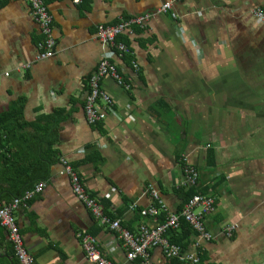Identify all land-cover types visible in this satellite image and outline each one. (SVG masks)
Masks as SVG:
<instances>
[{
	"label": "crops",
	"instance_id": "1",
	"mask_svg": "<svg viewBox=\"0 0 264 264\" xmlns=\"http://www.w3.org/2000/svg\"><path fill=\"white\" fill-rule=\"evenodd\" d=\"M43 1L56 39L55 54L46 59H39L43 35L29 2L4 0L0 7V116L22 107L26 122L62 118L53 146L59 161L40 181L44 190L15 211L35 264H93L82 248L84 234L95 236L113 263L139 264L76 198L62 158L87 193L135 233L141 224L161 222L139 214L154 203L151 189L168 211L182 208L184 156L198 170L200 188L215 198L214 211L205 216L215 237L194 234L188 249L198 241L210 263L264 264V0L177 1L170 12L119 37L129 60L111 54L97 27L153 13L170 0ZM105 54L130 87L105 78L102 87L113 104L102 103L105 121L90 125L84 112L88 79ZM211 151L216 165L208 168ZM232 223L238 227L227 237L222 229ZM9 245L0 226V256L7 258ZM151 261L182 264L160 247Z\"/></svg>",
	"mask_w": 264,
	"mask_h": 264
},
{
	"label": "built area",
	"instance_id": "2",
	"mask_svg": "<svg viewBox=\"0 0 264 264\" xmlns=\"http://www.w3.org/2000/svg\"><path fill=\"white\" fill-rule=\"evenodd\" d=\"M4 0H0V7ZM31 6V14L39 25L43 35V40L39 44L42 52L39 59L51 58L55 54L56 39L53 35V18L43 0H27ZM82 0H73L79 4ZM181 0H170L164 2L155 12L137 15L121 20L112 25L101 24L97 27L98 39L109 49L114 56L124 58L129 55L130 49L123 41L119 39L124 33H132L134 28H144L151 18L160 14H165L173 9V4ZM253 14L259 19H263V13L260 9H254ZM177 18L176 14H172ZM134 70H139L136 62H132ZM105 78L113 79L117 85L128 89L130 86L124 81L123 76L111 60L110 55L105 54L96 70L88 79V92L84 103V112L86 120L90 125H96L104 122L107 117L104 103L107 107L112 106L110 94L103 89L102 81ZM63 171L70 177L71 187L76 198L82 202L97 218L100 224L105 225L114 231L122 241L126 250V257L129 261H136L139 264H152L151 252L154 248L160 247L169 258H174L182 264H204L201 261L200 244L194 243V248L184 249L178 244L170 242L167 233L170 230H176L180 226V220L183 218L193 229L199 239L211 241L215 235L206 227L205 216L215 209V198L213 196L197 193L188 200L180 213L168 211V207L160 194L151 189L150 193L154 200L153 205L140 209L139 214L145 217L158 218L165 214L163 222L156 223L154 226L141 224L137 232H131L123 226L122 220L113 218L104 209L103 205L96 198L91 197L77 171H75L62 158ZM184 180L181 187L189 188L199 184V172L195 166L188 162L187 157H182ZM45 184L40 182L31 191H27L22 197L13 199L11 202H0V226L7 231L8 241L14 249L16 258L20 264H35L33 257L28 252L23 235L15 217V211L25 202L31 200L35 195L44 190ZM132 210H137V205L132 204ZM235 223L226 225L222 231L225 236L232 237L237 229ZM82 248L86 259L93 264H115L109 260L99 248L98 239L90 234L81 235Z\"/></svg>",
	"mask_w": 264,
	"mask_h": 264
},
{
	"label": "trees",
	"instance_id": "3",
	"mask_svg": "<svg viewBox=\"0 0 264 264\" xmlns=\"http://www.w3.org/2000/svg\"><path fill=\"white\" fill-rule=\"evenodd\" d=\"M126 58L129 60V56ZM21 111L22 107L20 110L10 111L0 116V156L3 163H0V183L7 185V189L0 190V201L10 202L22 197L37 183L45 180L50 174L51 167L59 161L58 152L53 149V146L57 142L55 134L58 132L62 118L43 116L34 122H26ZM39 124L42 130H37ZM29 128H34L36 132L26 133ZM38 142L42 144V147H38ZM207 158L208 168L216 165L213 151L209 152ZM178 191L182 199V208L197 193L207 194L208 192L207 189H201L200 185L179 188ZM180 211L177 213L179 214ZM158 218L163 222L165 214ZM194 234L192 227L181 218L179 228L168 231L167 236L170 242L188 249ZM8 250L7 258L0 256V264H18L11 244ZM201 261L204 264H214L208 261L203 251Z\"/></svg>",
	"mask_w": 264,
	"mask_h": 264
}]
</instances>
